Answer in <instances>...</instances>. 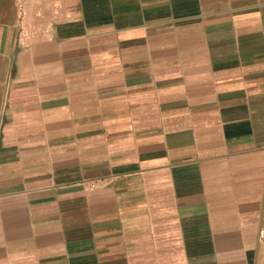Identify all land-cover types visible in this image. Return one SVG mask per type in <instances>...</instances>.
Returning <instances> with one entry per match:
<instances>
[{
    "label": "crops",
    "instance_id": "1",
    "mask_svg": "<svg viewBox=\"0 0 264 264\" xmlns=\"http://www.w3.org/2000/svg\"><path fill=\"white\" fill-rule=\"evenodd\" d=\"M0 264H264V0H0Z\"/></svg>",
    "mask_w": 264,
    "mask_h": 264
},
{
    "label": "built area",
    "instance_id": "2",
    "mask_svg": "<svg viewBox=\"0 0 264 264\" xmlns=\"http://www.w3.org/2000/svg\"><path fill=\"white\" fill-rule=\"evenodd\" d=\"M260 233H262V232H260Z\"/></svg>",
    "mask_w": 264,
    "mask_h": 264
}]
</instances>
